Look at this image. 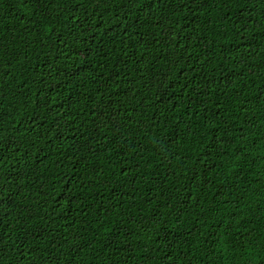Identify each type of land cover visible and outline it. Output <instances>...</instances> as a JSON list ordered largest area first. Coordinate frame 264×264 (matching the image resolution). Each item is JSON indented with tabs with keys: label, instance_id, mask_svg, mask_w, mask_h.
Segmentation results:
<instances>
[{
	"label": "trees",
	"instance_id": "obj_1",
	"mask_svg": "<svg viewBox=\"0 0 264 264\" xmlns=\"http://www.w3.org/2000/svg\"><path fill=\"white\" fill-rule=\"evenodd\" d=\"M0 264H264V0H0Z\"/></svg>",
	"mask_w": 264,
	"mask_h": 264
}]
</instances>
